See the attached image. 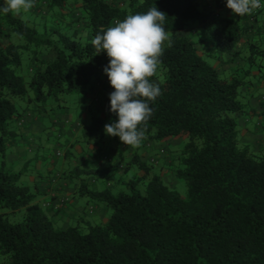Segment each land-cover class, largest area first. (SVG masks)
I'll return each instance as SVG.
<instances>
[{
  "label": "trees",
  "instance_id": "1",
  "mask_svg": "<svg viewBox=\"0 0 264 264\" xmlns=\"http://www.w3.org/2000/svg\"><path fill=\"white\" fill-rule=\"evenodd\" d=\"M152 7L167 14L171 46L150 78L162 94L146 136L127 147L105 134L118 119L114 88L107 53L95 55L91 41ZM74 111L91 119L76 124L81 135L59 157L61 175L47 166L51 149L15 168L9 155L30 112ZM263 116L264 5L243 17L227 0H34L27 13L0 12V264H264V138L246 141ZM169 140L180 142L169 156L162 149L143 159L149 144ZM79 145L100 147L106 167L83 166ZM33 176L75 180L77 196L105 218L59 227ZM175 180L186 182V198Z\"/></svg>",
  "mask_w": 264,
  "mask_h": 264
},
{
  "label": "clouds",
  "instance_id": "2",
  "mask_svg": "<svg viewBox=\"0 0 264 264\" xmlns=\"http://www.w3.org/2000/svg\"><path fill=\"white\" fill-rule=\"evenodd\" d=\"M33 7L34 0H4L0 12L21 15ZM260 7V0H227V8L238 17ZM166 16L158 7L129 14L115 26L100 29L91 41L95 55L107 53L109 64L104 73L114 88L109 94L110 111L118 119L105 124V134L119 137L127 147H137L145 138L153 113L150 104L162 94L150 78L156 75L165 42L171 46L164 27Z\"/></svg>",
  "mask_w": 264,
  "mask_h": 264
},
{
  "label": "crops",
  "instance_id": "3",
  "mask_svg": "<svg viewBox=\"0 0 264 264\" xmlns=\"http://www.w3.org/2000/svg\"><path fill=\"white\" fill-rule=\"evenodd\" d=\"M101 89H98L96 92L99 94L103 93V103L104 98L107 97V93L104 88ZM252 91H254V89ZM98 100L99 101L97 102L98 104L96 106V110L98 113H102L103 106H101V100ZM255 101L256 100H252L251 103L254 106L256 104L255 107L258 108L259 112H262V109L260 108L261 104L259 101H257V103ZM76 114L77 112H75L74 115L72 112L70 114L60 113L54 116H49L47 114L40 115L35 112H30L22 126L23 139L9 155V161L15 166V168L20 169L30 159L36 158V153L41 154V152L45 149H51V159L53 160L49 162L50 165L47 164V166H49L50 169H52L56 174L61 175L63 169L60 170L59 168V157L64 156L67 152V148L69 149L81 135V129L79 126H76V124L78 125L79 123H88L91 119L89 113L87 112H84L79 116ZM68 119L71 121L72 126L65 125V121ZM255 121V124H257L259 130L252 133H247V140L245 139L247 142L253 141L258 143L260 139L264 138L261 132L264 127V116L257 118ZM59 134L61 135V140L60 142H56V136ZM173 143L176 145V143L178 144L180 142L177 140L176 143ZM76 148L77 151L75 152H77V154H79L81 157L83 166L89 169L100 170L106 167L104 157L101 156L100 147L91 145L89 147L83 148L81 145H79ZM162 149H165V155L168 154L167 156H169V153L171 152L169 148L162 146V144H149L144 150L145 153L143 155V159L145 160L149 156H152L154 153H156V150L157 152H160ZM130 151L132 152L133 150L130 148ZM109 152L115 154V151L107 150V153ZM123 154H125V152ZM130 157L131 155H129V158ZM120 158L121 156H118L119 160ZM166 160L163 159L162 162L165 163ZM163 174H167V178L169 176L171 179L173 178V176L169 174L168 170H165ZM29 182L37 186L42 197L41 202L43 205L46 207L51 205V207H53L54 211L52 212V216L58 223L69 225L83 215L88 216L87 218L91 220L103 219L106 216V210L100 207H92L94 210L93 215L87 214L85 207L88 205L84 203L85 199L79 198L77 196L79 184L75 182V180L61 177V179L57 180V182H52L46 178L43 179L33 176L29 179Z\"/></svg>",
  "mask_w": 264,
  "mask_h": 264
},
{
  "label": "rangeland",
  "instance_id": "4",
  "mask_svg": "<svg viewBox=\"0 0 264 264\" xmlns=\"http://www.w3.org/2000/svg\"><path fill=\"white\" fill-rule=\"evenodd\" d=\"M74 114H75V111L73 112V115H74ZM109 138H110V136L108 137V139H109ZM181 139H182V138H181ZM184 142H185L184 139H182V141H181L179 147H183ZM162 146L169 148L170 151H173V149L177 148L176 145L173 144V143H171L170 140L167 141V142L162 143ZM83 148H84V146H83ZM48 156H49V155H48ZM30 168L36 169V168H37V167H36V164H32ZM30 168H28V169H30ZM86 168H87V167H86ZM125 175H126V174H125ZM128 175L132 176V173H130V174H128ZM130 176H126L125 179L128 180V178H129ZM170 184H171V183H170ZM172 186L178 191V193L181 195V197H183V198H186V197H187V195H188V187H187V184H186V182H185L184 180H175L174 182H172ZM85 201H86V200H85ZM85 201H84V203H86ZM92 207H94V206L89 205V206H86V207H85V210H87V214H92V215H93V212L89 211V210L92 209ZM108 215H110V214H108ZM108 215H107V216H108ZM107 218H108V217H107ZM107 218H106V219H107ZM72 224H74V223H72ZM72 224L64 225L63 223H59L58 225H59V227L65 228V227H68V226H70V225H72ZM76 225H77V224H76ZM72 226H73V225H72Z\"/></svg>",
  "mask_w": 264,
  "mask_h": 264
},
{
  "label": "built area",
  "instance_id": "5",
  "mask_svg": "<svg viewBox=\"0 0 264 264\" xmlns=\"http://www.w3.org/2000/svg\"><path fill=\"white\" fill-rule=\"evenodd\" d=\"M260 4H261V7L260 8H262L263 5H264V0H260Z\"/></svg>",
  "mask_w": 264,
  "mask_h": 264
}]
</instances>
